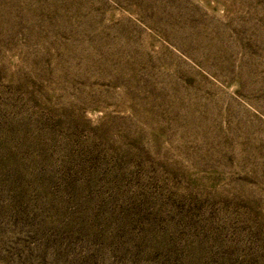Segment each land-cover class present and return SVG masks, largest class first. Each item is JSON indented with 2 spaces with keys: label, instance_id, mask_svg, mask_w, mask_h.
I'll return each mask as SVG.
<instances>
[{
  "label": "rangeland",
  "instance_id": "1",
  "mask_svg": "<svg viewBox=\"0 0 264 264\" xmlns=\"http://www.w3.org/2000/svg\"><path fill=\"white\" fill-rule=\"evenodd\" d=\"M0 264H264V0H0Z\"/></svg>",
  "mask_w": 264,
  "mask_h": 264
}]
</instances>
